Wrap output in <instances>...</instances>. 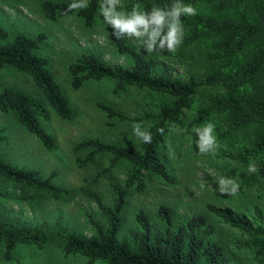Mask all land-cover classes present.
<instances>
[{"label":"trees","instance_id":"trees-1","mask_svg":"<svg viewBox=\"0 0 264 264\" xmlns=\"http://www.w3.org/2000/svg\"><path fill=\"white\" fill-rule=\"evenodd\" d=\"M100 0H88V7L76 11L84 23L91 24ZM173 0H120L124 11L139 4L143 10L153 6L167 7ZM197 7L199 14L182 18L185 45H198L195 52L203 61L199 74L187 77L172 76L156 69L151 57H146L113 36L119 51L127 53L129 64L124 67L103 62L93 51L84 52L67 64L70 85L78 87L87 79L107 78L116 93L135 89L145 100L140 114L129 117L110 105L99 103L108 118L125 120L147 119L145 128L151 132L152 143L139 140V148L104 142L88 137L75 142L73 151L88 149L75 158L77 165L94 161L95 154H109L108 168L119 160L127 162L122 183L110 182L114 197L111 205L102 203L100 195L85 186L80 192L92 198L104 218V223L92 222V234L88 237L69 233L64 238V253L79 252L87 257V263L95 259L105 264H225L227 257L222 244L205 238L197 230L203 227L210 232L204 213H196L175 229L170 227V208L159 207L165 225L153 229L148 213L139 209L135 219L140 229H129L128 237H119L121 210L125 205L129 188L140 190L148 183L171 184L173 182L165 163V149L171 128L183 126L195 132V128L208 122L215 125L218 141L235 145L231 159L236 166L255 163V174L242 172L240 189L253 188L264 198V0H183ZM69 0H43V13L48 18L67 10ZM43 35H29L16 31L9 35L0 24V66L8 65L29 75L45 102L60 117L67 118L71 108L59 83L48 68L46 57L37 52ZM180 54V53H178ZM198 100L196 106L194 99ZM193 109L191 113L189 110ZM0 111L13 112L16 121L34 135L45 149L55 146L54 137L40 124L47 117V110L31 93L3 86L0 89ZM163 129L161 133L158 131ZM1 136V134H0ZM236 167H230L233 174ZM247 170V168H246ZM53 171L42 176L35 168L16 166L0 158V178L21 187L42 191L58 198L68 192L51 180ZM4 192L0 189V197ZM207 210L223 222L236 228L246 248L259 262H264V224L252 225L243 217L233 215L213 204ZM46 239L45 231L0 219V243L8 252L16 243H32L40 246Z\"/></svg>","mask_w":264,"mask_h":264},{"label":"rangeland","instance_id":"rangeland-1","mask_svg":"<svg viewBox=\"0 0 264 264\" xmlns=\"http://www.w3.org/2000/svg\"><path fill=\"white\" fill-rule=\"evenodd\" d=\"M42 1L0 0V24L9 35L16 31L32 36L43 35L37 52L47 58L48 68L66 95L71 112L67 118L58 116L45 102L29 75L8 65L0 66V89L12 86L35 96L47 110L46 118L39 117L40 124L55 140L54 148L45 149L16 121L13 112L0 111V158L16 166L35 168L42 176L53 171L51 180L68 192L53 198L42 191L14 185L0 178V189L4 192L0 197V219L40 227L46 233V239L40 246L16 243L6 252L0 243V264H105L99 259L87 263V257L79 252L64 253L62 244L67 234L88 237L92 234V222L104 223L94 200L83 195L79 188L85 186L95 191L104 205H111L114 194L109 184L123 182L127 162L119 160L103 169L109 154L98 152L94 161L77 165L75 158H81L88 149L73 151L72 146L81 139L97 137L104 142L137 150L139 139L132 126L140 122L145 129L150 121L108 118L99 103L134 117L145 108V100L135 89L116 93L107 78L87 79L78 87L70 85L67 64L81 53L93 51L103 62L113 66L129 64L127 53L117 49L111 29L99 15L101 0L91 24L84 23L76 11L66 10L53 19L48 18L43 13ZM120 39L144 56L151 57L155 68L169 75L187 77L203 70L204 63L195 53L199 52L198 45L180 46L175 52L148 54L134 41ZM197 103L195 98L193 105ZM171 129L165 163L173 182L148 183L140 190L129 188L121 210L118 236L128 237L129 229H140L135 219V212L139 209L148 213L153 229H163L165 220L158 209L165 205L170 208L172 229L191 215L204 213L212 230L206 232L200 227L197 233L222 244L227 257L225 264H264L240 246L242 237L236 228L210 213L206 207L210 203L243 217L252 225L264 224V198L253 188H242L236 196L221 195L217 190L218 178L231 177L238 182L240 174L247 171L246 166L237 167L231 159L235 145L219 141L221 147L215 156L200 154L195 147V132L183 126ZM232 166L236 167L233 174L229 173ZM202 183L204 189L200 187Z\"/></svg>","mask_w":264,"mask_h":264},{"label":"clouds","instance_id":"clouds-1","mask_svg":"<svg viewBox=\"0 0 264 264\" xmlns=\"http://www.w3.org/2000/svg\"><path fill=\"white\" fill-rule=\"evenodd\" d=\"M88 0H72L67 11H78L87 8ZM198 9L193 4H186L183 0H173L170 6H153L150 10H143L139 4L130 11L120 10V0H101L99 15L111 29L117 39L127 38L134 41L148 54L175 52L183 43L185 35L182 18L198 15ZM134 135L144 143H152L150 131L142 128L140 122L133 124ZM161 133L163 129H159ZM195 147L200 154L215 156L221 147L212 122L195 128ZM259 171L255 163H249L247 173L255 174ZM217 190L221 195L236 196L240 184L231 177L217 179ZM201 189L205 188L202 183Z\"/></svg>","mask_w":264,"mask_h":264}]
</instances>
